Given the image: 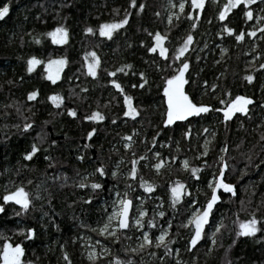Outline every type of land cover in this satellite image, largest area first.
Here are the masks:
<instances>
[{"label":"trees","instance_id":"trees-1","mask_svg":"<svg viewBox=\"0 0 264 264\" xmlns=\"http://www.w3.org/2000/svg\"><path fill=\"white\" fill-rule=\"evenodd\" d=\"M185 1L180 17L166 25L165 0H137L131 7L130 0H0V6L9 5V12L0 18V195L17 185L31 193L26 214L17 216L19 206L12 203L0 213V247L5 239L13 245L20 243L25 249L23 264H68L65 253L71 264H93L87 248L98 241L102 246L98 249L105 248L106 254L101 253L95 264H114L116 259L123 264H176L177 260L182 264H264V231L255 236L235 235V221L253 213L264 223V140L260 139L264 134V69L259 67L264 63V19L255 18H264V3L257 0L249 6L254 13L251 20L243 15V5H238L219 21L218 12L227 0H206L203 9H193L191 0ZM139 4L145 7L140 10ZM126 10L128 23L111 38L99 35L101 23L121 19ZM189 11L193 17L199 12L200 19L190 20ZM225 24L233 28V34H218ZM57 26L68 29L63 44H54L46 35ZM88 27L91 33L85 32ZM257 28L261 31L255 36L248 35ZM241 30L244 37L236 41ZM157 32L165 37L163 57L159 47L148 51ZM188 34L193 40L181 59L190 64L185 73L190 97L219 109L224 107L221 100L247 96L253 101L249 113H236L225 121L222 112L210 110L188 121L163 125L164 80L179 66L174 53ZM92 52L99 59L95 77L88 74L85 60V54ZM30 57L40 61L31 73L26 70ZM60 57L67 62L53 83L47 79L44 64ZM249 74L251 82L245 79ZM112 80L122 86L123 93ZM213 83L218 87L212 89ZM31 91L38 95L28 100ZM125 94L132 98L134 117L123 115ZM55 95L61 99L53 103L49 97ZM69 108L77 115L69 116ZM93 111H99L104 120H85ZM28 122L31 127L24 131L23 124ZM93 128L96 131L89 138L87 133ZM34 142L39 151L25 160L23 153ZM204 142L208 149L201 155ZM133 160L135 178L127 175ZM185 160L188 169L181 165ZM222 162L227 164L222 179L233 184L235 195L217 190L221 199L213 207L205 233L189 251L190 231L182 225L210 197L208 182L219 174ZM157 163L159 169L154 167ZM101 164L107 173L102 178L94 173ZM192 167L198 169L195 176ZM82 177H87L85 188L77 187ZM141 179L153 185L151 192L140 186ZM97 180L102 187L94 190L90 182ZM177 181L184 189L173 207L170 186ZM125 193L132 201L130 223L140 204L146 213L145 227L120 231L113 242L112 236L101 235L98 228L113 211L116 194ZM89 196L92 199L86 202ZM193 200L197 203L192 204ZM157 211L164 216L156 215ZM149 219H154L153 228L147 227ZM220 222L222 228L213 244L211 233ZM166 226V239L173 241L170 255L154 245L132 251L138 247L136 237L141 232L148 231L154 240ZM20 228L34 229L33 237L25 239Z\"/></svg>","mask_w":264,"mask_h":264},{"label":"snow or ice","instance_id":"snow-or-ice-1","mask_svg":"<svg viewBox=\"0 0 264 264\" xmlns=\"http://www.w3.org/2000/svg\"><path fill=\"white\" fill-rule=\"evenodd\" d=\"M206 0H191L190 7L193 9H203L205 7ZM257 2V0H227V3L223 4V7L218 12V19L219 21H224L225 17L227 16L228 12H230L233 8H236L238 5H243L244 11L243 15L248 19L251 20L254 17V13L252 9L249 7L250 5H253ZM262 3H264V0H261ZM137 4V0H130V7L135 6ZM145 7L143 4H139V9L142 10ZM177 7L183 12L185 10V3L184 0H180V3L177 5ZM9 12V5L7 3L3 4V6H0V18H4L6 14ZM188 18L191 19H200V14L197 12L195 14V17H193V13L191 11L186 13ZM175 15V14H174ZM256 19H264L260 16H256ZM129 17L127 14V10L125 12V15L118 20H114L112 22H106L101 23L99 25V35L102 37H109L113 35V32L116 29L121 28L126 23H128ZM192 28L196 27V24L193 23L191 25ZM93 29L91 27H88L85 29V32L91 33ZM233 28L227 26L226 24L222 26V33L218 34H233ZM256 31H261L260 28H257L254 31H249V36H255ZM47 36L52 38V42L54 44H63L67 41L68 37V29L64 26H57L52 31L46 33ZM244 37V32L241 30L239 34L235 35L236 41H241ZM155 44L152 47L148 48L149 52H155L157 47H159L160 55L163 57L165 56L167 49L163 46L162 42L165 39L164 36H162L159 32L155 33L153 37ZM193 40L192 34H188L186 39H184L183 44L179 47V49L174 53V59L179 61V66L175 67L173 69V74L168 76L164 80L163 84V97L166 104V111H165V118L162 120L163 125L169 126L172 125L176 121H188L191 117H200L202 114L209 113L211 111H219L223 113V119L225 121L230 120L235 113L240 114H247L249 113L248 105L252 104V99L243 96V95H236L234 99H230L229 101L221 100L220 103L224 105L223 108H215L213 105L210 104H204V103H197L195 102L190 95L185 90V84L188 83V80L185 77V73L189 71L190 64L187 59H181V57L184 56L185 52L188 51L189 45ZM143 43V42H141ZM226 51V49L222 50ZM91 57L92 59L88 61V57ZM197 59H200L199 56L196 57ZM85 60H86V67L88 74L95 77L96 76V68L99 65V59L96 57V54L94 52L92 53H86L85 54ZM66 59L63 57L56 58V59H48L46 63L44 64L45 70L47 72V79L53 83H55L59 79V73L63 66L66 63ZM40 61L36 57H30L27 60L26 64V70L31 73L34 69V67L39 64ZM126 67H130V65H126ZM259 67L261 69H264V63L260 64ZM117 71H122V69H117ZM110 76H114L115 73H109ZM141 78L143 79L144 73H140ZM246 80L249 82L252 81L253 77L252 75H247L245 77ZM116 89H118L121 93H123L122 86L117 83L116 80L110 81ZM207 84V81L204 82ZM136 85H133L135 87ZM143 87V84L140 85ZM218 86L213 83L211 85L212 89L217 88ZM38 93L36 91L28 92L27 99L33 100L37 97ZM50 100L53 101V103H56L61 99L59 95L50 96ZM124 104L126 106V110L124 111V116H136L137 111L132 105V98L128 95H124ZM57 106H59L57 104ZM19 111V109H17ZM69 116H76L77 113L69 108L67 109ZM85 120H91V121H102L104 120V116L99 111H93L91 115L85 116ZM16 127H19L18 125ZM31 127V123H24L23 124V130L27 131ZM257 127H260V125H257ZM96 131L95 128L88 131L87 136L90 138L92 137L93 133ZM205 132L208 131V129H204ZM159 135V133H157ZM214 135V134H213ZM184 136H188V132H184ZM127 139L130 141L131 137H127ZM261 140H264V134H261L260 136ZM52 144H55L56 141H51ZM153 143H156L155 137H153ZM129 143H125L124 147L127 149L129 148ZM39 151V146L37 143H33L30 146V150L25 151L23 153V158L25 160H31ZM221 151H226V147L222 148ZM159 156V153L156 154ZM201 155H206L205 152L201 153ZM82 157H78L80 159ZM45 159H50V157H45ZM173 159H175L173 157ZM223 158H221L222 160ZM132 167L131 170L127 173V175L131 178H135L137 174V168H136V161L133 160L131 162ZM156 169H159L161 167L160 163H157L154 165ZM183 167L185 169L189 168V163L187 160L183 161ZM227 168L226 163H221L219 167V174L213 178V180H210L208 182V187L210 189V197L206 199V203L202 207L196 208L194 211H192L191 215L187 218V221L183 223V227L189 228L190 231V237L187 241L188 243V250H192L194 246L197 245L198 241H200L202 235L205 233V225L209 222V216L212 213L213 207L216 204L218 200L221 199V196L218 195L217 190L223 189L225 193H231L232 195H235L234 186L231 183L225 182L222 177L225 174V169ZM198 169L195 167L191 168V173L193 176L197 173ZM94 173H98L99 177H104L107 173L104 169L103 164L98 166L94 169ZM113 175L115 176L116 173L113 172ZM87 180V177H82L81 182L77 184V187L79 188H85V182ZM140 186L144 189L145 192H151L153 190V185L149 184L148 182L141 179ZM90 187L92 189H101L102 185L100 182L92 181L90 182ZM184 189V184L180 181H177L175 185L170 186V193H171V201L172 206L174 207L176 203L179 202L181 199V192ZM38 196V193H37ZM92 199L91 196L88 197V201ZM0 213H3L5 211V206L9 203H12L14 205L19 206V210L15 212L17 216H19L22 213H27V211L30 208L31 205V193L25 189L23 185H17L15 186L14 190L12 191H6L3 195H0ZM197 201L193 200L192 204H196ZM132 205V201L127 197V194L122 198H119L115 200L113 205V211L108 214L106 220L102 225H99V233L101 235H109L114 238L113 242H115V238L118 237L120 234V230L128 229L132 226H136L137 230L144 228L145 223L142 220V218L145 217L146 213L145 210L142 208L138 211V216L132 220L130 223L129 218V209ZM156 215L158 216H164L163 211H157ZM115 221V223H113ZM237 228L235 231L236 236H255L256 233L260 231H264V223H260L258 217L253 213L249 218L244 220H237L235 221ZM148 228L154 227V219H149L146 221ZM259 224V226H258ZM170 226V222L169 225ZM164 227L160 230L159 234L155 236L154 240L150 238L148 231H143L142 235L138 237V247L132 249V251H137L140 249H143L147 246L154 245L155 247H162L164 249L165 255H170L173 251L172 248L169 247V245L173 242L171 239H166V237L169 236V232L167 230V227ZM222 228V222L217 223L215 225V231L211 233L212 236V243L215 244V236L217 232H220ZM95 230V229H94ZM20 233H24L25 239H31L34 235V229L32 228H20L18 229ZM99 243V241L97 242ZM63 247V246H61ZM211 250V249H210ZM177 253L179 250H176ZM106 254L105 250L102 248L100 250V253L96 251V249L89 248L88 250V259L89 261L93 262L95 264V261L97 257L101 254ZM25 254V249L22 247L20 243H15L14 245L12 243H9L7 239H5V242L3 243L2 247H0V264H23L22 257ZM153 256L156 255V253H152ZM161 261H163L164 257H159ZM63 259L65 261H68V264H71L70 259L68 255L65 253L63 256ZM114 264H123L120 260L116 259L114 260ZM127 264H131L130 261L127 262ZM176 264H182L180 260H177Z\"/></svg>","mask_w":264,"mask_h":264},{"label":"rangeland","instance_id":"rangeland-1","mask_svg":"<svg viewBox=\"0 0 264 264\" xmlns=\"http://www.w3.org/2000/svg\"><path fill=\"white\" fill-rule=\"evenodd\" d=\"M180 3V0H165V23H166V25H169V24H171V22L173 21V19L174 20H177L179 17H180V15L182 14V12H181V10L177 7V5ZM184 3L186 4V1L184 0ZM175 14V15H174ZM61 72H62V69H61V71H60V73H59V77H60V75H61ZM249 106V105H248ZM236 114V113H235ZM207 138L208 137H206V140H207ZM206 142H204V144H205ZM207 143L209 144V140L207 141ZM208 144H205L204 145V152H205V150H206V152H207V149H208ZM157 156V155H156ZM181 165L183 166V161H182V163H181ZM184 168V167H183ZM123 196H120L119 194H116V196H115V200H117V199H119V198H122ZM139 209H141L140 208V204L138 205V211H139ZM138 216V214L136 215V217ZM135 217V218H136ZM144 218H142V220H143ZM113 223H115V221H113ZM136 227V226H135ZM137 231H139V230H137ZM98 232H99V230H98ZM142 233L143 232H141L139 235H138V237H140L141 235H142ZM103 236H106V237H111V236H109V235H103ZM138 237H136V244L138 245V243H139V241H138ZM89 241V240H88ZM95 248L96 249V251L99 253L100 252V250L102 249H98V248H100V247H102L101 246V244L100 243H97V242H95L94 244H91L90 246H89V248ZM89 248H87V255H88V250H89ZM105 251H106V249L105 248H103Z\"/></svg>","mask_w":264,"mask_h":264},{"label":"water","instance_id":"water-1","mask_svg":"<svg viewBox=\"0 0 264 264\" xmlns=\"http://www.w3.org/2000/svg\"><path fill=\"white\" fill-rule=\"evenodd\" d=\"M191 118H194V117H191ZM191 118H189V119H191ZM131 209H132V205H131V207H130V209H129V217H130V215H131ZM126 230V229H125ZM122 231H124V230H122Z\"/></svg>","mask_w":264,"mask_h":264},{"label":"bare ground","instance_id":"bare-ground-1","mask_svg":"<svg viewBox=\"0 0 264 264\" xmlns=\"http://www.w3.org/2000/svg\"><path fill=\"white\" fill-rule=\"evenodd\" d=\"M127 230V229H126ZM126 230H124V231H126ZM120 231H122V230H120Z\"/></svg>","mask_w":264,"mask_h":264}]
</instances>
